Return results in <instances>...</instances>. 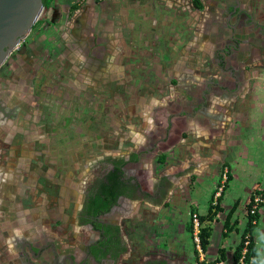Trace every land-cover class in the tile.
I'll list each match as a JSON object with an SVG mask.
<instances>
[{
	"label": "crops",
	"instance_id": "0c3cea01",
	"mask_svg": "<svg viewBox=\"0 0 264 264\" xmlns=\"http://www.w3.org/2000/svg\"><path fill=\"white\" fill-rule=\"evenodd\" d=\"M158 1L110 4L122 12L114 21L119 28L114 27L109 38L136 40L131 45L135 53L154 58L163 46L170 55L181 49L182 56L170 66H183L184 71L171 98L178 108L170 117L166 140L152 152L148 150L156 140L152 134L144 136L141 152L120 157L128 159L127 168L136 173L147 197L154 183L163 182L165 191L152 201L123 203L113 220L128 250L118 261L103 264H143L150 259L199 264L190 238L192 214L198 215L200 230H209L201 264H233L251 217L249 201L264 190V0H197L198 9L192 1L196 14L188 16L177 15L172 6ZM130 7L138 14L133 15ZM176 39L183 40L181 48ZM157 152L166 160L154 161L152 153ZM131 154L138 155L135 163L129 161ZM220 186L223 192L216 198ZM263 208L251 232L257 264L262 258L255 235ZM41 232L59 254L73 248L48 229ZM212 245L215 253L209 256ZM7 257L0 255V264H9ZM81 260L78 255L73 262Z\"/></svg>",
	"mask_w": 264,
	"mask_h": 264
},
{
	"label": "rangeland",
	"instance_id": "374dc122",
	"mask_svg": "<svg viewBox=\"0 0 264 264\" xmlns=\"http://www.w3.org/2000/svg\"><path fill=\"white\" fill-rule=\"evenodd\" d=\"M106 1L54 0L0 67V102L13 116L0 123V175L7 194L1 227L5 241L0 240L4 257L11 248L7 230L48 229L69 244L85 238L75 218L93 166L104 158L141 152L144 136L156 140L152 152L167 138L178 108L171 98L184 71L170 64L182 50L170 55L163 46L154 58L135 53L131 45L136 40L109 38L119 28L114 21L122 10L110 7L121 0ZM192 1L157 3L188 16L196 14ZM71 4L77 9L71 11ZM182 41L176 39L177 49ZM152 155L158 163L166 160L161 152ZM241 205L240 218L245 211ZM260 215L255 236L264 264V208ZM190 238L201 264L204 253L197 252L191 233Z\"/></svg>",
	"mask_w": 264,
	"mask_h": 264
},
{
	"label": "flooded vegetation",
	"instance_id": "af4514ba",
	"mask_svg": "<svg viewBox=\"0 0 264 264\" xmlns=\"http://www.w3.org/2000/svg\"><path fill=\"white\" fill-rule=\"evenodd\" d=\"M12 110L5 108L0 102V123L4 119H11ZM1 125V124H0ZM118 158H104L94 165L91 173L82 186L81 200L76 212V226L85 235L81 243L73 242V248L66 250L65 254H59L53 243H48L43 232L31 229L28 233L7 230L8 240L11 243L9 264H75L73 261L80 255L79 264H103L105 261H118L128 250L117 222L113 220L115 213L119 211L125 201H152L162 196L165 191L163 182L154 183L152 193L143 190L135 172L127 168V160L122 167L121 183H114L112 195L115 201H98V195L106 185L107 177L112 171ZM135 163V162H134ZM0 175V240L5 241L2 231L3 203L5 196V180ZM109 198L108 200H110ZM109 206V209L106 208ZM101 215L96 216V213ZM9 220V219H6ZM10 221V220H9ZM12 222H9L11 224ZM11 228V226H8ZM89 235H88V234ZM5 243V242H4ZM8 243V241H7ZM10 245V244H9ZM6 247H8L6 245ZM59 251V252H58ZM8 258V257H7ZM143 264H169L166 261L150 259Z\"/></svg>",
	"mask_w": 264,
	"mask_h": 264
},
{
	"label": "water",
	"instance_id": "95a60500",
	"mask_svg": "<svg viewBox=\"0 0 264 264\" xmlns=\"http://www.w3.org/2000/svg\"><path fill=\"white\" fill-rule=\"evenodd\" d=\"M43 0H0V67L46 14Z\"/></svg>",
	"mask_w": 264,
	"mask_h": 264
},
{
	"label": "trees",
	"instance_id": "16d2710c",
	"mask_svg": "<svg viewBox=\"0 0 264 264\" xmlns=\"http://www.w3.org/2000/svg\"><path fill=\"white\" fill-rule=\"evenodd\" d=\"M75 1V0H72ZM53 3L54 0H43V12H48L52 7H53ZM193 6L195 8H200L201 5L197 0H193ZM77 9V5H73L71 4L70 6V10L74 11ZM123 158H118L115 160L116 165L113 167L112 171L109 173L108 177H107V184L104 185L102 192L100 193V195H98L97 197L99 198L98 201H110L111 204L115 201L116 196L114 197L112 195V191H114V183H121V175H122V171H121V167L126 163L123 161ZM138 160V155L135 154H131L129 161L130 162H136ZM109 198H111L110 200H108ZM109 209V206L106 208V210ZM102 212L100 213H96V216L101 215ZM257 219V214L255 217H250L246 229L242 235V239L241 242L239 244V246L236 248L235 253H234V258H233V264H239V260L241 257V251L243 249V243H244V236L248 235L249 236V244L247 246V253L245 255V263L246 264H257V257H256V247L254 245V243L252 242V238H251V232L253 231V229L255 228V220ZM202 221V219H201ZM209 237V230L208 228H202L200 230L199 233V240H200V244H201V248L202 251L204 252L207 246V238Z\"/></svg>",
	"mask_w": 264,
	"mask_h": 264
},
{
	"label": "built area",
	"instance_id": "2783aa9c",
	"mask_svg": "<svg viewBox=\"0 0 264 264\" xmlns=\"http://www.w3.org/2000/svg\"><path fill=\"white\" fill-rule=\"evenodd\" d=\"M223 192V186H220L216 191L215 197L218 198L220 194ZM264 206V190L255 193L251 200L249 201V215L252 217H255L258 213V210ZM191 234L193 236V241L196 247L197 252L201 255L202 254V248L199 240V233H200V222L197 214H192L191 216ZM249 244V236H244V243H243V249L241 251V257L239 260V264H246L245 263V255L247 253V246Z\"/></svg>",
	"mask_w": 264,
	"mask_h": 264
}]
</instances>
